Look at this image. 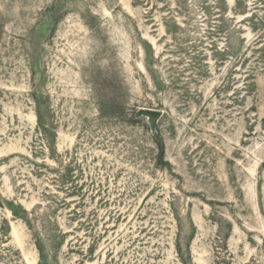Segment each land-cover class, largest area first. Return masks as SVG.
Instances as JSON below:
<instances>
[{
	"label": "rangeland",
	"instance_id": "rangeland-1",
	"mask_svg": "<svg viewBox=\"0 0 264 264\" xmlns=\"http://www.w3.org/2000/svg\"><path fill=\"white\" fill-rule=\"evenodd\" d=\"M0 264H264V0H0Z\"/></svg>",
	"mask_w": 264,
	"mask_h": 264
}]
</instances>
